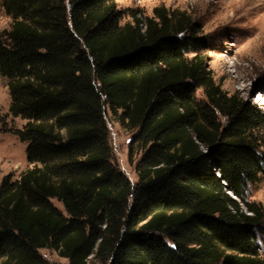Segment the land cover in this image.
Masks as SVG:
<instances>
[{
    "label": "trees",
    "instance_id": "trees-1",
    "mask_svg": "<svg viewBox=\"0 0 264 264\" xmlns=\"http://www.w3.org/2000/svg\"><path fill=\"white\" fill-rule=\"evenodd\" d=\"M1 5L0 76L30 168L0 184V264H48L40 249L69 264H264V204L250 200L264 120L216 83L190 14L131 10L122 24L116 0ZM108 112L135 132L129 163L144 154L136 184Z\"/></svg>",
    "mask_w": 264,
    "mask_h": 264
},
{
    "label": "rangeland",
    "instance_id": "rangeland-1",
    "mask_svg": "<svg viewBox=\"0 0 264 264\" xmlns=\"http://www.w3.org/2000/svg\"><path fill=\"white\" fill-rule=\"evenodd\" d=\"M124 14L122 24L130 21V11L137 10L142 18L152 16L156 7L170 11H186L202 29L208 39L203 50L212 76L223 91L238 100L250 103L264 120V0H116ZM232 3V4H231ZM225 15V16H224ZM11 18L4 12L0 0V34L9 30ZM199 100L204 96L197 92ZM11 99L6 81L0 76V184L6 177L17 181L30 164L26 144L13 133L21 129L25 121L9 115ZM109 140L115 163L133 183L137 182L135 166L143 153H139L134 165L129 163V146L135 132L120 125L110 112L106 115ZM231 196L234 197L232 194ZM250 200L264 204V179L252 187ZM52 204L62 211L55 199ZM246 210V208L244 207ZM264 229V224H263ZM264 255V233L260 234ZM48 264H69V261L49 249H40Z\"/></svg>",
    "mask_w": 264,
    "mask_h": 264
},
{
    "label": "bare ground",
    "instance_id": "bare-ground-1",
    "mask_svg": "<svg viewBox=\"0 0 264 264\" xmlns=\"http://www.w3.org/2000/svg\"><path fill=\"white\" fill-rule=\"evenodd\" d=\"M232 4V3H231ZM225 16V15H224Z\"/></svg>",
    "mask_w": 264,
    "mask_h": 264
}]
</instances>
